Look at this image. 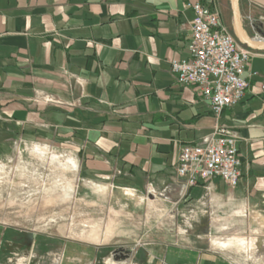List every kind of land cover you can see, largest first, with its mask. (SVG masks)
<instances>
[{"label": "crops", "instance_id": "crops-1", "mask_svg": "<svg viewBox=\"0 0 264 264\" xmlns=\"http://www.w3.org/2000/svg\"><path fill=\"white\" fill-rule=\"evenodd\" d=\"M188 1L0 0V155L58 153L74 164L77 201H126L86 238L0 224V264H264V52L243 100L216 118L171 67L191 56ZM239 9L263 40L264 0ZM216 126L237 140L239 183L189 185L181 148Z\"/></svg>", "mask_w": 264, "mask_h": 264}, {"label": "built area", "instance_id": "built-area-1", "mask_svg": "<svg viewBox=\"0 0 264 264\" xmlns=\"http://www.w3.org/2000/svg\"><path fill=\"white\" fill-rule=\"evenodd\" d=\"M186 7L194 12L191 56L172 61V71L179 84L198 86L210 101L213 115L220 118L226 108L245 97L249 82L243 74L255 51L243 46L204 0L188 1ZM241 166L235 136L226 128L216 126L207 142L181 148L177 174L189 185L220 178L235 187L241 177Z\"/></svg>", "mask_w": 264, "mask_h": 264}, {"label": "rangeland", "instance_id": "rangeland-1", "mask_svg": "<svg viewBox=\"0 0 264 264\" xmlns=\"http://www.w3.org/2000/svg\"><path fill=\"white\" fill-rule=\"evenodd\" d=\"M215 11L239 41L232 23L230 0L217 2ZM66 158L54 152L43 154L30 144L22 145L13 153L0 155L1 225L86 238L91 226L108 223L109 219L104 217L109 212L107 210L112 208L120 212L125 209L124 200L97 201L95 207L87 201H77L81 187L79 190L74 164L67 162ZM70 182L74 187L67 184ZM73 210H79V213L74 214ZM111 220L114 226H119L124 217L115 216ZM73 230L77 232H70Z\"/></svg>", "mask_w": 264, "mask_h": 264}, {"label": "water", "instance_id": "water-1", "mask_svg": "<svg viewBox=\"0 0 264 264\" xmlns=\"http://www.w3.org/2000/svg\"><path fill=\"white\" fill-rule=\"evenodd\" d=\"M230 4L232 9L235 33L240 43L253 51L264 52V40L249 37L246 32L240 14L239 0H230Z\"/></svg>", "mask_w": 264, "mask_h": 264}, {"label": "bare ground", "instance_id": "bare-ground-1", "mask_svg": "<svg viewBox=\"0 0 264 264\" xmlns=\"http://www.w3.org/2000/svg\"><path fill=\"white\" fill-rule=\"evenodd\" d=\"M70 163H71V161H70Z\"/></svg>", "mask_w": 264, "mask_h": 264}]
</instances>
